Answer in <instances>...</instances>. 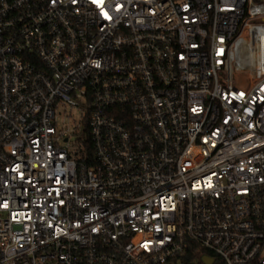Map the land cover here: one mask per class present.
<instances>
[{
	"label": "built area",
	"instance_id": "2783aa9c",
	"mask_svg": "<svg viewBox=\"0 0 264 264\" xmlns=\"http://www.w3.org/2000/svg\"><path fill=\"white\" fill-rule=\"evenodd\" d=\"M204 255L264 264V0H0V264Z\"/></svg>",
	"mask_w": 264,
	"mask_h": 264
},
{
	"label": "rangeland",
	"instance_id": "374dc122",
	"mask_svg": "<svg viewBox=\"0 0 264 264\" xmlns=\"http://www.w3.org/2000/svg\"><path fill=\"white\" fill-rule=\"evenodd\" d=\"M234 82L240 87H245L249 83L245 74L236 75ZM79 118V111L76 109H62L58 112L56 127L58 129L63 126L71 129L74 128V131L69 135L71 146H78L81 141L88 140V135L84 132L83 127L80 130L79 128H75L78 124L80 126L83 125Z\"/></svg>",
	"mask_w": 264,
	"mask_h": 264
},
{
	"label": "water",
	"instance_id": "95a60500",
	"mask_svg": "<svg viewBox=\"0 0 264 264\" xmlns=\"http://www.w3.org/2000/svg\"><path fill=\"white\" fill-rule=\"evenodd\" d=\"M202 260H203L204 262H206L207 264H212L213 261H214L213 258H211V257H209V256H206V255L202 256Z\"/></svg>",
	"mask_w": 264,
	"mask_h": 264
}]
</instances>
